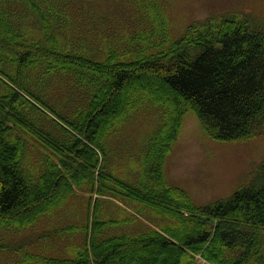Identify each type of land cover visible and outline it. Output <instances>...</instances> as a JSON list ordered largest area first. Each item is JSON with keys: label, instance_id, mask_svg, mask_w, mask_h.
<instances>
[{"label": "trees", "instance_id": "16d2710c", "mask_svg": "<svg viewBox=\"0 0 264 264\" xmlns=\"http://www.w3.org/2000/svg\"><path fill=\"white\" fill-rule=\"evenodd\" d=\"M14 1L34 13L39 40L45 36V41L28 35L1 7L11 0H0V64L9 72L0 68L5 86L0 89V232L32 228L77 189L90 196L81 223L44 233L59 237L60 246L64 236H78L76 243L49 256L18 243L13 251L18 262L12 264H196L198 254L214 264H264V160L229 197L204 205L164 174L189 112L221 141L264 134V24L237 13L208 16L172 41L149 34L147 24L142 28L147 32L132 36L129 48L109 47L102 59H93L75 55L79 52L71 51L70 43H57L56 28L67 29L57 7H65L66 0ZM33 68L39 70L32 74ZM52 72L85 97L73 119L57 114L40 97L42 81ZM145 103L159 109L160 124L135 166L139 173L122 171L115 177L106 139ZM23 107L49 116L57 137L64 132L68 138H49L29 123ZM27 137L56 158L33 162ZM105 204L114 215L104 212Z\"/></svg>", "mask_w": 264, "mask_h": 264}, {"label": "rangeland", "instance_id": "374dc122", "mask_svg": "<svg viewBox=\"0 0 264 264\" xmlns=\"http://www.w3.org/2000/svg\"><path fill=\"white\" fill-rule=\"evenodd\" d=\"M20 5L11 0L7 5L2 3L1 7L23 24L28 35L35 36V40L43 43L45 36L39 40L38 32L41 27L37 18H34V13L28 7ZM5 6L7 8H4ZM64 6L59 5L57 10L61 12L62 22L66 20L67 29L59 31L56 28L57 43L60 47L63 46L61 44L70 43L71 51L79 52L75 55L93 59H102L109 47L119 48L120 51L129 48L132 36L147 32L142 30L147 24L152 30L149 34L157 35L158 40L165 41L180 38L190 23L208 16H230L237 13L251 22L264 24V0H66ZM47 15L52 22L48 12ZM10 25L17 28V24L13 22H10ZM57 25L62 24L58 22ZM163 35L165 36L162 37ZM0 68L4 73H9L4 63L0 64ZM38 70L33 68L31 73L35 74ZM42 83L44 89L39 92L41 99L57 114L73 119V110L85 100L82 91L74 87L72 82L67 84L63 77L54 72ZM4 87L0 82V89ZM20 109L29 123L46 130L43 133L49 138L59 142L68 138L64 132L61 137H57L60 132L54 128L56 125L49 116L31 108ZM47 111L49 112L48 109ZM50 116L58 119L51 113ZM160 121L159 109L145 103L134 110L123 125L107 137L105 149L110 156V163L113 161L116 164L112 165L115 177L122 171L139 173L135 166L139 164L149 137ZM27 139L32 146L28 149L33 162L39 158H56L50 152L52 150L43 148L34 138ZM263 160L264 134H257L245 140L221 141L207 134L199 117L189 112L184 116L178 135L167 155L164 174L170 184L187 191L197 205H204L229 197L248 181L253 169ZM88 196L90 194L87 190L77 189L68 197L63 207L53 208L51 216L46 215L39 219V224L33 225L32 228L27 227L20 232H0V264L18 262V256L14 257L13 253L18 243L22 244L24 249H31L38 254L49 256L62 253L63 247L66 249L69 242L76 241L78 236H64L63 245L60 246L55 242L60 240L59 237H45L44 233L68 224L81 223L84 220V207ZM92 196L95 198V194ZM109 199L121 203L113 197ZM103 206L106 214L114 215L110 205ZM144 213L151 217L154 215L148 210H144ZM145 214L143 217L146 224L150 223ZM197 260L199 261L198 255L196 264H199ZM206 262L214 264L207 260Z\"/></svg>", "mask_w": 264, "mask_h": 264}]
</instances>
